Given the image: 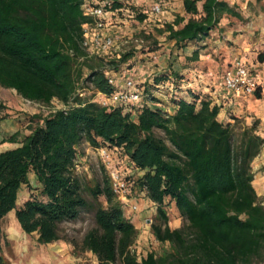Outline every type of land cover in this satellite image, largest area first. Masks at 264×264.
Listing matches in <instances>:
<instances>
[{
  "label": "trees",
  "instance_id": "trees-1",
  "mask_svg": "<svg viewBox=\"0 0 264 264\" xmlns=\"http://www.w3.org/2000/svg\"><path fill=\"white\" fill-rule=\"evenodd\" d=\"M83 1L0 0V87L49 108L46 115H30L28 132L17 130L1 140L16 146L0 151V254L1 222L11 211L25 234L35 233L47 245L61 239V223L88 210L95 226L70 242L98 264H264V205L252 184V162L264 146L258 123L220 120V105L209 93L185 86L183 74L186 63L198 59L197 50L185 55L187 47H200L229 12L226 3L180 0L181 12L147 29V11L111 0L109 20L143 25L135 38L141 43L119 57H100L87 56L80 46L88 21ZM157 54L165 56L156 69L135 82L137 103L94 101L96 93L117 90L109 80L122 81L137 56L152 61ZM82 88L92 94L80 95ZM9 116L0 102V121ZM82 141L123 160L120 177L129 196L154 206L150 233L159 249L136 255L137 229L110 176L89 181L74 173ZM23 187L32 193L17 206ZM169 205L181 219L174 228L168 225Z\"/></svg>",
  "mask_w": 264,
  "mask_h": 264
},
{
  "label": "rangeland",
  "instance_id": "rangeland-1",
  "mask_svg": "<svg viewBox=\"0 0 264 264\" xmlns=\"http://www.w3.org/2000/svg\"><path fill=\"white\" fill-rule=\"evenodd\" d=\"M132 5L138 11L148 12L149 7L159 3L162 13L158 17H149L148 23H145L147 29L151 28L154 21H170L180 8V0H131ZM115 36L118 42L130 37L131 43L123 46L124 51L129 46L135 45L136 34L143 25H117L119 28ZM117 30V29H116ZM167 50V49H166ZM165 50V51H166ZM164 49H159L163 52ZM165 55H155L152 61L138 60V56L132 62L131 68L126 72V77L134 80L136 83L144 81L147 76L156 68V63ZM82 94L89 96L92 94L90 88H83ZM0 102L8 109L10 116L0 121V151L15 147V144L2 143L1 140L6 138L10 133L20 130L22 133L28 132L27 125L30 123L29 117L32 114L46 115L49 108L44 105L31 103L19 95L14 90L0 87ZM99 103V102H97ZM101 104V103H99ZM102 105V104H101ZM54 106V105H53ZM240 124H245L240 119ZM104 151L105 155L102 153ZM122 159H119L111 151L104 148H93L87 142L82 141L77 147L76 164L74 173L87 180H101L104 176L109 177L112 172L120 176ZM253 169V168H252ZM30 186L36 185L32 174L29 175ZM27 187H23L18 194L17 206L21 205L31 194ZM124 201L123 209L125 216L134 224L137 229V237L132 245V249L138 257L144 255L150 249H159V245L150 233V224L154 221L156 212L154 206L142 196L132 193ZM135 205L136 209H132ZM168 225L171 228L181 224V219L174 209L173 205L166 208ZM93 213L83 210L76 219L66 221L59 225V241L43 245L37 242L35 233L27 235L18 226L14 211H11L2 220L3 240L1 259L3 264H98L96 257L86 251H79L73 247L70 241H80L87 230L94 227ZM116 264H119L117 262Z\"/></svg>",
  "mask_w": 264,
  "mask_h": 264
},
{
  "label": "crops",
  "instance_id": "crops-1",
  "mask_svg": "<svg viewBox=\"0 0 264 264\" xmlns=\"http://www.w3.org/2000/svg\"><path fill=\"white\" fill-rule=\"evenodd\" d=\"M220 1L226 3L229 12L220 16L200 47L192 43L186 49V56L197 50L198 59L184 67L185 86L209 93L220 105V120L232 122L239 118L246 125L257 121L258 133L264 139V98L259 91L252 95L234 94L222 84L224 72L239 60L264 86V59H257L259 54L264 55V0ZM116 29L117 33L120 27ZM252 168V184L264 205V146L254 158Z\"/></svg>",
  "mask_w": 264,
  "mask_h": 264
},
{
  "label": "built area",
  "instance_id": "built-area-1",
  "mask_svg": "<svg viewBox=\"0 0 264 264\" xmlns=\"http://www.w3.org/2000/svg\"><path fill=\"white\" fill-rule=\"evenodd\" d=\"M122 3H131V0H117ZM84 16L88 21L82 25L81 48L87 56H116L119 57L124 52L123 46L131 43L130 37L118 42L116 33V24L109 19L113 13L111 10V0H84L80 6ZM127 9L126 11H128ZM162 13L159 3H155L149 7V17H158ZM134 43L140 45L141 41L135 39ZM111 83L117 84V90L108 96L96 93L95 102L102 105H132L139 101L140 91L133 79L125 77L122 81L116 83L114 79L109 80ZM222 84L225 89L234 94L252 95L259 91L264 98V86L249 74L246 66L239 60L234 62L232 68L226 70L222 76ZM83 89V88H82ZM82 89L77 92L81 95ZM27 101V100H26ZM30 102V101H28ZM55 108H60L57 101L52 102ZM104 154L105 152L102 151ZM105 155V154H104ZM111 186L113 192L121 202L128 201L129 188L122 181L121 177L115 172L110 174ZM132 209H136L133 205Z\"/></svg>",
  "mask_w": 264,
  "mask_h": 264
}]
</instances>
